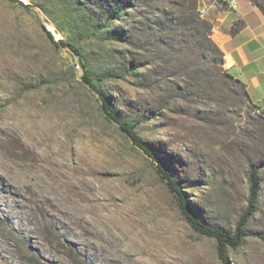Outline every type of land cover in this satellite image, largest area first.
<instances>
[{
    "label": "rangeland",
    "instance_id": "rangeland-1",
    "mask_svg": "<svg viewBox=\"0 0 264 264\" xmlns=\"http://www.w3.org/2000/svg\"><path fill=\"white\" fill-rule=\"evenodd\" d=\"M16 1L0 0V264H221L84 71L209 226L234 230L258 170L260 210L228 257L264 264V112L220 82L223 56L172 26L176 0H126L107 28L123 0ZM46 33L79 38L81 57Z\"/></svg>",
    "mask_w": 264,
    "mask_h": 264
},
{
    "label": "trees",
    "instance_id": "trees-1",
    "mask_svg": "<svg viewBox=\"0 0 264 264\" xmlns=\"http://www.w3.org/2000/svg\"><path fill=\"white\" fill-rule=\"evenodd\" d=\"M16 3V0H9ZM124 4H113L110 8L104 10L103 23H105V28L111 26L113 23H121L122 17L124 15V5L127 2L123 0ZM253 5L259 8L261 13L264 15V10L250 0ZM175 12L166 14L169 17V22L172 26H181L186 30L191 38L197 41L198 45L202 47L203 51H211L215 56H217L220 65L223 64L222 52L220 49L212 42L211 33L212 25L203 19H200L198 12V0H176L175 1ZM103 15V14H102ZM159 26L163 23L157 22ZM119 30V29H118ZM120 33L123 37V29L120 28ZM48 40L52 46L55 48H67L77 57H81L79 50L76 48L79 38H75L70 42H65L62 40L55 41L49 33H46ZM129 70L132 74L134 70L133 65H130ZM219 79L222 84L234 83L238 84L242 96L249 102L254 103V100L246 86L229 75L226 71L219 70ZM81 80L91 87L98 94L101 109L106 114L108 119L116 123L120 131L130 140V142L137 147L142 153L149 158L155 165L159 179L166 185L167 189L171 194L174 195L180 214L191 228V230L200 237H206L212 239L216 245V255L221 264H230L228 253L229 251L237 252L243 245L245 237L248 233L245 231V227L248 222L253 218V216L259 212L258 204V192L260 180L258 177V170L256 168H250L247 176L248 181V195L246 197V206L242 211L239 219L236 222V226L233 231H228L224 228L209 226L204 222V220L197 214L191 205L189 197L184 193L181 186L178 184L177 180L174 178L172 172L165 166L161 161L157 153L152 149L150 144L144 141L136 132L135 128L137 123L129 122L122 119L114 110L111 103L108 101L106 95L101 91L97 90L90 80L89 74L84 71ZM263 111V110H262ZM264 112V111H263Z\"/></svg>",
    "mask_w": 264,
    "mask_h": 264
},
{
    "label": "crops",
    "instance_id": "crops-1",
    "mask_svg": "<svg viewBox=\"0 0 264 264\" xmlns=\"http://www.w3.org/2000/svg\"><path fill=\"white\" fill-rule=\"evenodd\" d=\"M216 3L199 0L212 25V40L223 54L228 73L243 83L264 111V15L250 0Z\"/></svg>",
    "mask_w": 264,
    "mask_h": 264
},
{
    "label": "built area",
    "instance_id": "built-area-1",
    "mask_svg": "<svg viewBox=\"0 0 264 264\" xmlns=\"http://www.w3.org/2000/svg\"><path fill=\"white\" fill-rule=\"evenodd\" d=\"M236 7V1L235 0H231V8H235ZM199 17L200 18H204L205 17V11L204 10H199Z\"/></svg>",
    "mask_w": 264,
    "mask_h": 264
},
{
    "label": "bare ground",
    "instance_id": "bare-ground-1",
    "mask_svg": "<svg viewBox=\"0 0 264 264\" xmlns=\"http://www.w3.org/2000/svg\"><path fill=\"white\" fill-rule=\"evenodd\" d=\"M229 3H230V6H231V1Z\"/></svg>",
    "mask_w": 264,
    "mask_h": 264
}]
</instances>
